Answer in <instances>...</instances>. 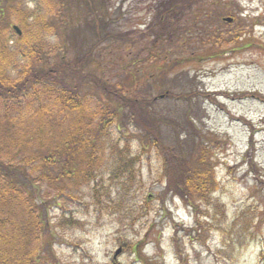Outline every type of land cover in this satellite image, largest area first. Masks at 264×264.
Instances as JSON below:
<instances>
[{"label": "rangeland", "instance_id": "1", "mask_svg": "<svg viewBox=\"0 0 264 264\" xmlns=\"http://www.w3.org/2000/svg\"><path fill=\"white\" fill-rule=\"evenodd\" d=\"M0 7L13 31L28 11L61 10L47 35L55 53L71 60L93 48L84 71L156 98L152 115L165 147L194 159L206 147L217 184L205 196L210 204L196 197L189 206L160 180L154 152L140 148L144 132L127 133L141 157L132 190L106 175L108 207H96L89 188L60 196V207L53 201L49 217L43 213L41 257L51 264H264V100L233 98L264 97V0H0ZM214 33L224 54L209 40ZM88 89L102 98V90ZM207 92L213 95H199ZM71 219L83 225H62Z\"/></svg>", "mask_w": 264, "mask_h": 264}, {"label": "trees", "instance_id": "2", "mask_svg": "<svg viewBox=\"0 0 264 264\" xmlns=\"http://www.w3.org/2000/svg\"><path fill=\"white\" fill-rule=\"evenodd\" d=\"M56 11L59 16L23 13L18 21L20 36L11 28L10 13L0 7V264H51L39 255L40 238L49 227L43 213L49 217L55 200L60 207V196L89 188L94 205L108 207L103 202L111 195L106 175L110 183L132 190L129 184L139 179L136 166L141 157L133 154L127 133L144 132L136 136L140 148L154 152L160 162V180L189 206H195L196 197L210 204L205 196L212 186L217 189L206 147L198 146L196 159L183 158L165 147L160 119L152 115L156 98L134 96L132 86L110 87L94 78L92 69L84 71L86 64L94 62L93 48L71 60L55 53L47 35L57 29L61 10ZM99 21L91 25L95 33ZM209 40H218L216 54L225 53L217 33L210 34ZM90 87L102 90V98L92 95ZM207 93L199 95H213ZM247 97L264 100L259 94L233 96ZM67 222L62 225H83L78 219Z\"/></svg>", "mask_w": 264, "mask_h": 264}, {"label": "water", "instance_id": "3", "mask_svg": "<svg viewBox=\"0 0 264 264\" xmlns=\"http://www.w3.org/2000/svg\"><path fill=\"white\" fill-rule=\"evenodd\" d=\"M225 20L227 22H231L232 21V19H229V18L228 19H225ZM14 29L17 30L19 34H21L20 33V29L18 27H14ZM122 251H123L122 248L118 249L117 252L115 253L114 259H117V257L122 253Z\"/></svg>", "mask_w": 264, "mask_h": 264}]
</instances>
